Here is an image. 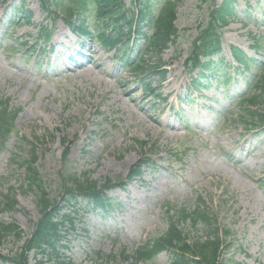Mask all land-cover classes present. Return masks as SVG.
Segmentation results:
<instances>
[{"label": "rangeland", "instance_id": "1", "mask_svg": "<svg viewBox=\"0 0 264 264\" xmlns=\"http://www.w3.org/2000/svg\"><path fill=\"white\" fill-rule=\"evenodd\" d=\"M75 1L61 3L77 7ZM233 1L232 22L222 31L225 65L216 70V76L230 77L226 88L217 80L201 92L191 88L183 62L208 11L200 0H178L179 38L162 54L166 80H150L159 94L154 98L120 67L115 49L81 41L61 12L45 15L39 0H0V100L6 112L18 110L11 134L0 139V222L21 232L19 239L0 241V264H16L14 256L38 218L35 194L24 185L31 150L52 199L59 196L61 171L125 185L108 193L116 207L107 213H67L76 222L61 229L62 256L74 264H99L97 252L131 253L147 241L166 249L160 237L167 228L175 238L195 239L199 226L190 231L171 216L192 210L198 199L230 232L225 264H264V133L234 122L248 76L234 70L227 51L232 45L250 58H264V0ZM123 2L133 8L130 0ZM14 11L16 19L7 24ZM62 138L68 142L65 158ZM144 141L149 148L140 147ZM140 159L150 163L140 179L128 182ZM5 198L16 206L4 210ZM26 257L27 264H55ZM169 258L166 250L146 264H169ZM110 264L130 262L116 257Z\"/></svg>", "mask_w": 264, "mask_h": 264}, {"label": "trees", "instance_id": "2", "mask_svg": "<svg viewBox=\"0 0 264 264\" xmlns=\"http://www.w3.org/2000/svg\"><path fill=\"white\" fill-rule=\"evenodd\" d=\"M40 1L42 8L48 15L54 13L51 11L52 8L58 9L60 7L58 5H61L60 2L57 3V0ZM76 1L81 3L79 7L86 6L85 0ZM135 2L139 6V10L136 14L130 15L129 10L125 9L123 0H91L89 15L94 30L89 28L84 19V14L79 12V8L72 10V7H69L65 9L67 24L71 28L76 25L73 30H77V36L93 38L104 48H109L113 43H118L122 49L118 50L121 54L125 55V51L130 52L131 49H135L137 52L142 51L136 64H133L134 59L129 58H126V61L128 60L130 64H125L131 67L130 70L136 73L137 79L142 83L150 77L163 81L166 71L161 70L164 65L161 55L178 38V32L174 27L178 1H165L163 4L161 1L154 4L151 0H135ZM233 2V0H221L220 2L218 0H200V5H207L208 14L191 42L184 63L189 75L196 72V76L191 79L194 89L203 87L200 83L210 82L207 79H213L214 76L207 77L206 74L215 75L218 64L222 63V59H218L221 51L220 30L232 21L234 15ZM77 15H79L78 19H76ZM144 27H146V31H143ZM139 38L146 42L143 49L136 46V39ZM131 42H133V48H131ZM232 55L239 67L247 70L252 66L257 70V76L251 78L254 84L250 86V91L240 102L242 107L238 119L243 120L245 124L248 122V125L264 127V61L256 62L236 48H232ZM146 56L149 58L147 61L143 59ZM215 58L217 61L214 60ZM217 77L215 76L214 79ZM217 80L223 85L229 81V78L221 76ZM145 87L146 90L151 91L149 84H146ZM260 108L263 109L262 112H257L260 111ZM15 116L14 112H6L0 103V139L6 133L11 134L8 132L9 130L12 131L11 124L14 118L11 117ZM66 143L68 142L65 138H62V145L65 146L64 158L68 153ZM146 146H148L147 142H141L142 149ZM29 157L30 159L24 160L25 187L35 194L38 218L33 224L31 234L23 241L19 253L15 255V262L26 264V255L33 252L35 256L47 258L56 264H73L70 260L64 259L61 254L64 248L61 246V241L64 238L61 229L65 225L70 227L74 224V219L69 214L64 213L63 210H78L75 207L84 202L86 203V210L105 213L111 207L105 193L115 188H121L122 185L121 183L112 184L108 179L99 182L92 179L88 172L79 175L61 171L59 196L57 199H52L49 197L44 181L35 166L36 155L34 150H31ZM146 161H138L128 177H138L146 165ZM15 205L16 203L11 198H5L1 204L4 210L13 209ZM172 219L189 224L190 230L199 226L198 233L200 235L195 239L188 236L175 238L172 230L168 229L161 239L162 243H165L171 250L170 264L226 263L221 253L222 250H228L229 245L226 238L230 235L229 231L222 232L212 214L205 207L196 205L192 210L182 208L172 216ZM20 235V230L14 224L0 222V241L9 236L19 239ZM151 247L150 242H148L137 248L129 255V258L134 260V264L146 262L159 253L157 251L151 255ZM99 259L102 260L103 258ZM103 261V264H109V260L106 258Z\"/></svg>", "mask_w": 264, "mask_h": 264}]
</instances>
